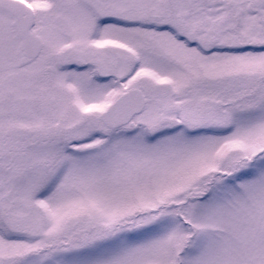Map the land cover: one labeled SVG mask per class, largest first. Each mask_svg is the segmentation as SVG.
<instances>
[{"label": "snow or ice", "instance_id": "snow-or-ice-1", "mask_svg": "<svg viewBox=\"0 0 264 264\" xmlns=\"http://www.w3.org/2000/svg\"><path fill=\"white\" fill-rule=\"evenodd\" d=\"M0 264H264V0H0Z\"/></svg>", "mask_w": 264, "mask_h": 264}]
</instances>
